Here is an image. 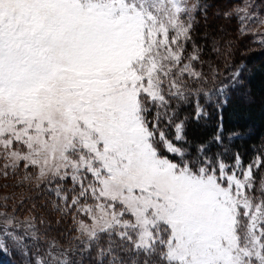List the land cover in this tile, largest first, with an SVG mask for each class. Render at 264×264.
I'll list each match as a JSON object with an SVG mask.
<instances>
[{"label": "snow or ice", "instance_id": "1", "mask_svg": "<svg viewBox=\"0 0 264 264\" xmlns=\"http://www.w3.org/2000/svg\"><path fill=\"white\" fill-rule=\"evenodd\" d=\"M196 9L0 0V178L55 182L97 264H264V153L229 159L222 115L210 140L190 129L213 99L189 51ZM17 228L0 212V254H30ZM28 264L74 262L51 242Z\"/></svg>", "mask_w": 264, "mask_h": 264}, {"label": "trees", "instance_id": "2", "mask_svg": "<svg viewBox=\"0 0 264 264\" xmlns=\"http://www.w3.org/2000/svg\"><path fill=\"white\" fill-rule=\"evenodd\" d=\"M245 1L248 0H196L198 9L192 17L189 51L192 44L200 50L202 59L196 70L205 77L200 87L213 99L208 102L200 98L209 116L199 125L190 124V129L199 138L210 140L222 115L226 135L235 133L230 141L225 142L229 149L228 158L231 153L238 152L248 162L264 153V32L241 31L237 10ZM253 1L255 4L263 3V0ZM235 73H240V76L235 77ZM236 79L240 83H234ZM219 88H223V95L217 93ZM243 98H246L245 103H242ZM195 99L184 106L183 115H191ZM217 100L227 101L219 112L215 107ZM212 151L222 152L224 148L213 144ZM17 177L10 175L3 181L0 179V188L11 186L13 189L11 196L10 193L4 196L0 208L27 213L32 218L36 238L26 235L23 239L27 245L24 251L31 249L29 255L16 251L0 254V264H28L30 259L37 258L38 253L43 254L47 250L46 244L51 242L67 253L74 264H97L96 251L90 248L86 255V250L82 249L89 248L88 244L85 247L77 244L74 218L52 208L38 185L28 183L13 187L12 181L15 182ZM17 225L20 233L21 225Z\"/></svg>", "mask_w": 264, "mask_h": 264}, {"label": "rangeland", "instance_id": "3", "mask_svg": "<svg viewBox=\"0 0 264 264\" xmlns=\"http://www.w3.org/2000/svg\"><path fill=\"white\" fill-rule=\"evenodd\" d=\"M189 4H196L197 5V9H198V4L196 2V0H188ZM196 9V10H197ZM243 9V11H239ZM195 10V11H196ZM194 11V12H195ZM193 12V14H194ZM238 13V18L241 22V27L244 29L245 32H256L257 34L263 33L264 32V25L259 24L257 21H259L260 19H264V0L263 3L261 4H255V2L253 0H248L245 1L237 10ZM248 13L250 14V19H241L240 17H244L245 14ZM223 89V88H219L217 90V93H219V90ZM246 102V98L242 99V103ZM25 175V171L24 170H20L19 174L17 175V178H14V180H16L15 182L12 181V186H22V185H26L28 183H32V185H38V188L41 187L42 188V193H44L45 197H46V201L50 202L52 208L56 209L59 211L60 214H69L71 217H76V218H83L78 216L77 213H75L74 211L65 208L64 204L61 202L60 198L56 195V188H57V184L51 183L48 184L47 182H37L35 180L32 181H25L24 179H20L23 178ZM2 181L4 178H0ZM259 183V180H258ZM3 184V182H2ZM68 186L70 187V182L68 184ZM11 186H9L8 188H0V202H3L4 200V196L6 194L10 196L13 194V189H10ZM11 190V191H10ZM6 211L7 213L11 214L13 217H15L16 222L21 225V230H20V234L22 235L23 239L25 238V236H31L28 233L34 232V227H30L29 226V221H31L32 223V218H30L28 216L27 213L23 212V211H13L12 209H6V208H0V212ZM17 214V215H16ZM75 225V229H76V223ZM78 233V232H77ZM32 237V236H31ZM77 239L78 245L83 244V247L87 246V238L86 237H82L79 233L77 234ZM48 245L49 243L46 244L45 248L48 249ZM25 250V249H24ZM61 250V249H60ZM85 251L86 255L87 253L91 250L90 248H84L82 249V251ZM63 251V250H61ZM64 252V251H63ZM20 253V252H19ZM32 255V254H31Z\"/></svg>", "mask_w": 264, "mask_h": 264}]
</instances>
